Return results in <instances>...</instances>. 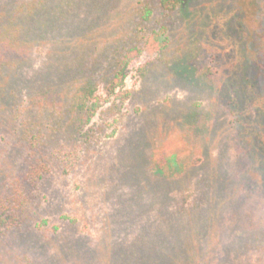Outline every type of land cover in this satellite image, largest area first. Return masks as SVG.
Segmentation results:
<instances>
[{"label": "rangeland", "instance_id": "rangeland-1", "mask_svg": "<svg viewBox=\"0 0 264 264\" xmlns=\"http://www.w3.org/2000/svg\"><path fill=\"white\" fill-rule=\"evenodd\" d=\"M16 1L0 0V12ZM45 1L38 29L58 40L71 35L60 42L69 50L93 52L126 31L140 0ZM256 3L258 35L264 0ZM161 18L155 14L149 28L168 26L166 64L153 68L156 50L131 61L117 90L125 100L97 83L95 95L105 101L82 129L88 147L57 138L41 155L54 168L31 195L29 224L1 239L0 264L24 257L33 264H264V255L246 247L264 224V53L257 55L236 0H183ZM48 48L35 44L33 61L23 63V98L41 80L56 78V99L65 89ZM69 147L84 151L63 157L65 175L58 158ZM155 152L166 164L189 166L154 174ZM4 157L29 161L9 137L0 141ZM42 220L59 229L45 245L32 228Z\"/></svg>", "mask_w": 264, "mask_h": 264}, {"label": "trees", "instance_id": "trees-1", "mask_svg": "<svg viewBox=\"0 0 264 264\" xmlns=\"http://www.w3.org/2000/svg\"><path fill=\"white\" fill-rule=\"evenodd\" d=\"M182 3L183 0H140L133 10L136 18L129 21L131 23L126 31H116V35L104 40L103 46L93 52L85 47V50H79L80 47L69 50L60 42L66 41L71 35L65 39L63 34H59L61 39L58 40L38 29L42 26L39 17L46 9L45 0H18L0 12V141L9 137L14 143V151L19 152L20 156L29 157V161L15 164L5 158L9 157L7 155L0 162V241L19 226L29 224L33 209L31 195L43 185L54 168L50 160L41 158L51 146L57 147L53 141L57 138L67 139V142L76 140L81 141L85 148L88 147L89 140L82 134V129L91 122L105 101L95 95L97 83L102 81L108 97L125 100L129 95L117 90L123 85L131 61L145 50H156L158 64H152L153 68L166 64V59L162 58L171 44L168 26L162 25L156 32L150 30L149 24L155 14L161 19L174 15ZM236 3L251 27L253 41L256 40L255 45L258 46L257 55L264 53V34H254L260 30L256 0H236ZM39 41L48 44L47 52L53 56V72H56L55 76L60 72L57 75L59 83L65 86L59 92L58 99L57 91L60 89L53 86L56 78L47 84L41 80L37 82V88L27 87V98L22 95L24 90L17 78L25 71V60L33 61L32 49L35 44L44 46ZM22 99L28 102L27 106ZM84 147H69L62 158L57 157L65 175L67 166L63 157L78 158L76 151H84ZM168 164L159 152L153 154L154 174H174L189 166L179 161ZM32 228L42 237L44 245L47 244L46 240L59 235L57 226L49 225L46 220L35 223ZM248 238L246 247L264 255V224L263 227L255 226ZM44 248L47 249L46 246ZM11 264L33 262L24 257Z\"/></svg>", "mask_w": 264, "mask_h": 264}]
</instances>
